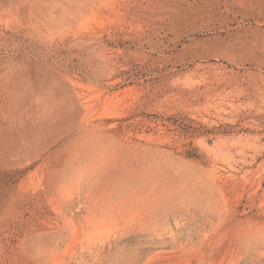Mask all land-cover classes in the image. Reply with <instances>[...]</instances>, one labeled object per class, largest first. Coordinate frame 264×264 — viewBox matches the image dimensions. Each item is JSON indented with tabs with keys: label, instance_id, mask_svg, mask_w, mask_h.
<instances>
[{
	"label": "rangeland",
	"instance_id": "374dc122",
	"mask_svg": "<svg viewBox=\"0 0 264 264\" xmlns=\"http://www.w3.org/2000/svg\"><path fill=\"white\" fill-rule=\"evenodd\" d=\"M0 264H264V0H0Z\"/></svg>",
	"mask_w": 264,
	"mask_h": 264
}]
</instances>
